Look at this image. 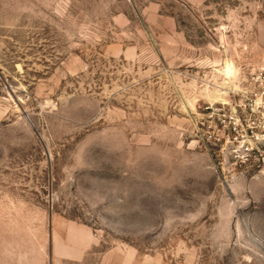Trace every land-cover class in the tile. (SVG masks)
I'll list each match as a JSON object with an SVG mask.
<instances>
[{
    "label": "rangeland",
    "instance_id": "obj_1",
    "mask_svg": "<svg viewBox=\"0 0 264 264\" xmlns=\"http://www.w3.org/2000/svg\"><path fill=\"white\" fill-rule=\"evenodd\" d=\"M0 264H264V0H0Z\"/></svg>",
    "mask_w": 264,
    "mask_h": 264
}]
</instances>
